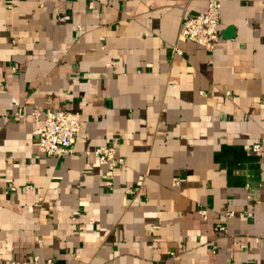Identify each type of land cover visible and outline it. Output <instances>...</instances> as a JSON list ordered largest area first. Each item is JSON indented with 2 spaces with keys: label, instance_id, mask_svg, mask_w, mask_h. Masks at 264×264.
Segmentation results:
<instances>
[{
  "label": "crops",
  "instance_id": "0c3cea01",
  "mask_svg": "<svg viewBox=\"0 0 264 264\" xmlns=\"http://www.w3.org/2000/svg\"><path fill=\"white\" fill-rule=\"evenodd\" d=\"M208 1L0 0V264H264V0H218L211 51L179 37Z\"/></svg>",
  "mask_w": 264,
  "mask_h": 264
},
{
  "label": "built area",
  "instance_id": "2783aa9c",
  "mask_svg": "<svg viewBox=\"0 0 264 264\" xmlns=\"http://www.w3.org/2000/svg\"><path fill=\"white\" fill-rule=\"evenodd\" d=\"M220 8L218 0H210L204 12L186 16L181 23L179 31L180 39L211 51L219 38ZM172 52L175 55H181V50L177 45L172 47ZM262 101L264 103V99ZM33 114L42 116L38 145L46 156L60 158L74 152V144L80 129V118L77 113L66 109L46 112L34 109ZM259 150V145H253V152H258ZM94 154L100 164L117 167L122 166L125 162L122 158H116L114 156V149L109 146L95 149ZM174 185H177V183H174ZM199 213L203 217L206 216L205 209H201ZM232 215V212H227L225 217L228 218ZM217 231L225 234V225L219 224ZM49 262V260L41 262L37 256H33L20 263L14 262L11 264H49Z\"/></svg>",
  "mask_w": 264,
  "mask_h": 264
}]
</instances>
